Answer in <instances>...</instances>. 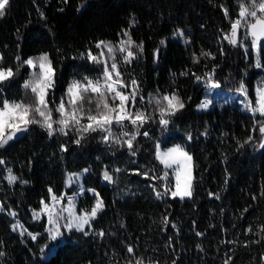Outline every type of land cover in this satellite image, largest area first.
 Returning a JSON list of instances; mask_svg holds the SVG:
<instances>
[{"label": "trees", "instance_id": "trees-1", "mask_svg": "<svg viewBox=\"0 0 264 264\" xmlns=\"http://www.w3.org/2000/svg\"><path fill=\"white\" fill-rule=\"evenodd\" d=\"M242 3L10 0L0 17V68H10L14 75L0 83V101L29 102L33 93L24 88L30 75L24 61L47 54L55 73L48 91L49 106L54 108L62 97L67 100L65 93L73 80L100 76L103 64L87 55L103 51L108 59L107 49H97V42L118 46L128 40L127 32L135 58L125 63L126 53L117 50L113 55L124 81L128 85L136 81L137 96L134 107L129 101L130 111H143L151 119L138 129L135 155L127 145L102 139L106 133L101 131L82 133L71 128L67 135L56 131L49 136L38 124L29 125L0 148L4 161L0 164V252L4 253L0 264H264V147L258 131L264 117L233 104L197 110L205 93L199 81L211 74L223 88L245 85L254 97L262 73L255 67L251 38L245 39L242 29L236 45L224 38L239 18ZM172 94L184 108L165 117L170 123L164 127L156 101ZM53 116L58 118L55 112ZM158 144L164 149L180 145L192 155L191 198L167 193L166 185L172 187L173 181L166 184L161 179L165 167L157 159ZM9 169L17 177L13 184L5 179ZM85 169L83 183L94 193L87 191L79 199V212H90L98 199L104 201V209L87 234L66 233V240L44 258L55 244L45 232L46 219L36 221L33 213L52 195L73 194L75 189L66 185L67 175ZM105 171L113 185L104 183ZM17 222L40 235L34 241L16 232ZM128 247L134 252L129 253Z\"/></svg>", "mask_w": 264, "mask_h": 264}, {"label": "snow or ice", "instance_id": "snow-or-ice-1", "mask_svg": "<svg viewBox=\"0 0 264 264\" xmlns=\"http://www.w3.org/2000/svg\"><path fill=\"white\" fill-rule=\"evenodd\" d=\"M9 3L10 0H0V17L5 15ZM238 16L239 18L231 24L230 35L224 38L228 40L229 43L236 45L238 30L243 25L248 29L252 37L253 49L259 51L264 47V45L261 44V41H264V0H251V2H249V0H244V3L240 5ZM124 35L128 36V40L120 41L118 46H113L111 42L106 41L97 42L96 48H106L108 59H110L112 63L109 65L108 59L104 58L105 53L103 51L98 55H93L92 52L89 51L87 55L90 61L96 64H103L100 76L94 79L85 76L83 80H73L65 93L67 100L62 97L54 108L49 106L48 100V90L51 89L55 83L54 69L52 68L48 56L45 54L37 57L35 61L33 59L24 61L25 64L33 68L36 67L37 62L39 64L40 71L34 73L35 79L24 83V88L30 89L35 98L31 102H26L24 100L9 101L7 99L0 101V148L5 147L9 141L13 140L17 133L27 131L29 125L32 124H38L43 127L48 132L49 136H52L56 131L67 135L66 130H70L71 128H75L77 132L82 133L101 131L106 133L102 139L107 141L109 137L113 136L112 127L114 124L123 129L125 127L124 122L128 121L137 128V132L131 134L130 138L124 140L123 143L127 145L130 154L135 155L133 141L136 139V135L139 134L138 129L151 119V117L145 115V113L140 110H136L135 112L129 110L128 101L131 100L132 106L134 107L137 96V85L134 79L131 81L133 88L131 94H125L122 91V89L126 88L128 85L121 78L118 63L113 53L117 50L120 53H126V55L123 56V61L125 63H130L131 59L135 58V53L131 51L134 42L127 32H125ZM181 35L183 34L181 33ZM161 43L164 42L161 41ZM138 47L142 49V45ZM203 55L208 54L204 53ZM194 62L199 61L194 58ZM256 66L264 67L259 59H257ZM13 75L12 69L9 68L5 70L0 68V83L9 80ZM197 79H199V77ZM211 86L213 88L219 87L216 83H213ZM257 92L258 98L256 107H252L251 104L247 105V107H249V110L254 114L259 112L264 116V88L258 89ZM140 99L143 101L142 96ZM109 100L112 101L111 104ZM116 100H119V104L115 103ZM156 104L160 113L159 123L164 127H167L170 123L165 117L175 115L176 112L184 108V103L175 94L171 96L164 95L160 100L156 101ZM200 107L206 109L208 105L207 103H203ZM54 112L58 114V118H54ZM82 120L86 121V123H81ZM56 125L59 127H54ZM258 131L262 138L261 147H264V121L260 122ZM122 135L129 136V133L124 131ZM143 135L147 136L148 132L145 131ZM75 142L78 144L80 141L76 140ZM114 142L120 143L121 141L117 138ZM157 159L165 168H172L174 164H179L181 168L184 169L183 175L181 174L180 168L176 169V190L172 192V196H179L181 199L191 197L193 177L189 162L192 160V157L182 148L176 147L163 153L158 150ZM3 163L4 161L0 159V164ZM85 171H87V169H85ZM117 171H119V169H117ZM167 175V172H165L161 179H166ZM104 178L110 183L112 182V177L107 172H105ZM16 179L17 177L11 175V170L9 169V183H14ZM49 192L51 193L52 190L49 189ZM160 196L161 193L157 192V197L160 198ZM51 199L53 202L52 206L42 201L41 203L44 204V207L41 209V212L33 213V217L37 220L41 218V213L47 217L45 232L48 233V238L50 240H56L57 237L62 235L61 227L67 232H71L75 229L77 232H84L87 234L85 232V225L91 227L90 221L95 219L98 212L104 207L103 202L98 199L96 205L90 212H85L77 216L73 210L74 203L71 198L68 200V205L71 207L59 210H57L56 205L64 199L63 196L57 197L56 195H52ZM65 211L68 212L67 217L63 216V212ZM11 214L15 216V213ZM62 219L67 220L63 226L60 224V220ZM49 225L51 227H49ZM15 227L16 226H14V228ZM261 230L264 231V229ZM28 235L35 241L40 233L32 234L29 232ZM99 235L102 236L104 233L100 232ZM127 251L133 253L134 249L128 247ZM2 255H4V253L0 252V256ZM137 264H139V262H137Z\"/></svg>", "mask_w": 264, "mask_h": 264}, {"label": "rangeland", "instance_id": "rangeland-1", "mask_svg": "<svg viewBox=\"0 0 264 264\" xmlns=\"http://www.w3.org/2000/svg\"><path fill=\"white\" fill-rule=\"evenodd\" d=\"M239 29H242V31L244 32V38L247 39L248 37L251 38V41H252V37L251 35L249 34L248 32V29L245 28L243 25L239 28ZM261 44L264 45V41H261ZM264 47H262L259 51L256 50V49H253L254 53H255V67H256V70L258 71H261V76L258 78V80L256 81V84H255V90H254V97L251 96L250 92H249V89L245 86V85H242L241 87H239L238 89H229V88H223L221 86V84L217 83L215 80H214V74H211L209 75L206 79L204 80H201L199 81L200 84L205 88V93H204V98L202 100V102L199 104V106L197 107V110L199 112H204V111H208V110H212L213 108L217 107V106H220V107H223V106H227V105H230V104H233V105H239L241 107V109L243 111H245L246 113L248 114H251V115H260L262 116L259 112H256L255 114L249 110V107H247V105L251 104L252 107H256V101H257V98H258V92L257 90L258 89H261V88H264V67H257L256 66V63H257V59H259L260 63L262 65H264V62H263V55H264V51L263 50ZM114 54V53H113ZM42 55H45V54H42ZM47 55V54H46ZM41 56V55H39ZM39 56H35V57H32V58H29V59H33L34 61L36 60L37 57ZM48 56V55H47ZM49 58V57H48ZM50 60V59H49ZM26 66L29 67L30 69V75H29V81H32L35 79V76H34V73H38L40 71L39 69V64L38 62L36 63V67H31L29 65L26 64ZM120 71V70H119ZM121 73V72H120ZM121 78L123 79V75L121 74ZM124 80V79H123ZM126 83V82H125ZM213 83H216L219 85V87H216V88H213L211 85ZM127 84V83H126ZM128 85V84H127ZM130 87H132L131 84H129L126 88L124 89H128V91H125L124 89H122V91L125 93V94H131L130 92ZM133 89V88H132ZM242 89H243V94H242ZM31 91V90H30ZM49 91V90H48ZM171 96V95H169ZM34 94L31 95V98H29V102H31L32 100H34ZM130 101V100H129ZM129 101H128V104H129ZM203 103H207L208 107L206 109H202L200 106L201 104ZM130 110V109H129ZM264 117V116H262ZM127 122L128 121H125V127L123 129H121L120 127L116 126V127H112V132H113V136L109 137L108 139H113V140H116L117 138L120 139V145H126L123 143L124 140H127L130 138V135L131 134H134L136 133L133 128H131L130 126L131 125H127ZM55 127V126H54ZM124 131H127L129 133V136H123L122 135V132ZM176 147H179V148H182V146L180 145H174V146H171L169 148H166L164 149L162 147L161 144H158V150L163 153V152H167L169 149H172V148H176ZM157 150V151H158ZM185 152L188 153V155H190L192 157V155L186 151L185 149H183ZM189 167L191 169V173H192V177H193V159L189 162ZM177 168H180V171H181V174L183 175V172H184V169L181 168V166L179 164H174L172 166V168H165V172H167V178L164 179L165 180V183H169L170 181H173V186L169 187L168 184L166 185V189H167V193L170 192L171 193V196H172V192L176 190V169ZM88 171H85L83 170L82 172L80 173H72V174H68L67 175V181H66V185L68 187V189H75V192L73 194H64L62 195L63 196V200L60 201L59 204L56 205V208L57 210L59 209H62V208H66V207H71L68 205V200L69 198H71L73 200V203H74V212L77 216L79 215H82L84 214L85 212H79V209H78V204H79V199L84 196V194L89 191L90 193H94L93 190H90V189H87L83 183V179H84V176L87 174ZM109 174L108 171H105ZM104 172V174H105ZM164 172V173H165ZM11 175L15 176V174H13V172L11 171ZM110 175V174H109ZM111 176V175H110ZM164 176V175H163ZM8 177H9V170H7L6 172V175H5V179L9 182L8 180ZM112 177V176H111ZM15 183V182H14ZM104 183L107 184V185H113L114 184V180L112 179V182L110 183L109 181H107L105 178H104ZM13 184V183H12ZM192 186H193V179H192ZM191 192H192V187H191ZM58 197V196H57ZM60 197V196H59ZM178 198H180L179 196H176ZM191 197H185L184 199H189ZM181 199V198H180ZM103 202V205L105 206V203L102 199H99ZM45 204H48L49 206H52L53 202H52V199H50V201L48 203H45ZM96 205V204H95ZM44 207V204H42V207L41 209ZM0 209H1V205H0ZM41 209L38 210V211H35V212H41ZM104 209V207L102 208V210ZM100 210L98 212V214L102 211ZM97 214V215H98ZM63 216L64 217H67L68 216V212L65 211L63 212ZM97 217V216H96ZM43 218H45L47 220V217L41 213V218L39 220L35 219L36 221H41ZM94 220V219H93ZM90 221V224H92V221ZM67 222L66 219H62L60 220V224L61 226H63L65 223ZM14 226H16L14 228ZM13 226L14 230L18 233H23L22 235H28V231L24 228V226L20 223V222H17L15 225ZM49 227H51L49 225ZM91 227H89L88 225H85V232ZM26 230V231H25ZM72 231H75V229H73ZM61 232H62V235L60 237H57L56 240H53L54 241V244L55 246L52 247L50 253L48 255H46L44 258H48L51 254H53L55 252V249H56V245L58 243H62L66 240V233H68L65 229H63V227H61ZM38 237V236H37Z\"/></svg>", "mask_w": 264, "mask_h": 264}, {"label": "water", "instance_id": "water-1", "mask_svg": "<svg viewBox=\"0 0 264 264\" xmlns=\"http://www.w3.org/2000/svg\"><path fill=\"white\" fill-rule=\"evenodd\" d=\"M20 134H21V132L17 133L16 136H18V135H20Z\"/></svg>", "mask_w": 264, "mask_h": 264}]
</instances>
